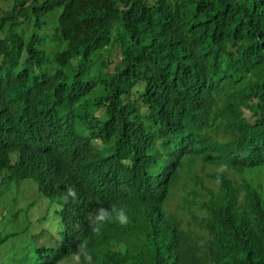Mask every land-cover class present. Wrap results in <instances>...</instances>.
Masks as SVG:
<instances>
[{
	"label": "trees",
	"instance_id": "1",
	"mask_svg": "<svg viewBox=\"0 0 264 264\" xmlns=\"http://www.w3.org/2000/svg\"><path fill=\"white\" fill-rule=\"evenodd\" d=\"M0 58V264H264V0H10Z\"/></svg>",
	"mask_w": 264,
	"mask_h": 264
},
{
	"label": "clouds",
	"instance_id": "2",
	"mask_svg": "<svg viewBox=\"0 0 264 264\" xmlns=\"http://www.w3.org/2000/svg\"><path fill=\"white\" fill-rule=\"evenodd\" d=\"M1 63H2V59L0 58V64ZM53 139L55 140L54 152H58V139H56V138H53ZM58 157L61 161V165L59 166V173L62 174L66 171H70L73 174L74 185L70 188V190H69V192H70V191L74 190V188H75V178L81 169V163L79 160V156L77 154H72L71 152H69V154L67 156L62 158L58 152ZM102 170H103L102 166L98 167L97 165L92 164L90 169L83 171V176L78 181L80 186L84 183V179H86V178L98 179L99 177H101L99 171H102ZM69 195H72V193L70 192ZM99 196H100V194L95 193V192H79L78 191L77 195L73 201L76 204L77 200L80 197H82L80 199V204L83 205L85 202H91V201L96 200L95 198L99 197ZM111 212H112L114 219L118 223L123 224L126 221L127 216H126L125 211L122 208L113 207ZM107 213L108 212H106V210H104V209L96 208L95 210H92L90 212V216L93 214H96L94 217V221H101L105 218V215ZM93 230L95 231L96 229L94 228Z\"/></svg>",
	"mask_w": 264,
	"mask_h": 264
},
{
	"label": "rangeland",
	"instance_id": "3",
	"mask_svg": "<svg viewBox=\"0 0 264 264\" xmlns=\"http://www.w3.org/2000/svg\"><path fill=\"white\" fill-rule=\"evenodd\" d=\"M10 0H0V14L3 13V11L8 7ZM59 13L60 10L58 9ZM119 36L123 39L128 38L126 34L120 33ZM112 56L114 59V63L112 65H110V70H115L120 64L121 61L118 58V52H117V47H113L112 49ZM106 61V60H105ZM74 62V61H73ZM102 110L100 112H98V115H102ZM209 169L207 167L199 169V171L197 172L199 176L203 177L205 176V173L208 172ZM25 187H24V191H25ZM29 193L28 196H30V194H35V191H31L30 188H28ZM20 192V190H19ZM13 195H20L18 192L16 191H12ZM182 204V195L179 193V191H177L174 195V197L172 198L171 202H170V209L173 210L174 214H177L178 216H184L185 218V226L188 227V222H193V219L190 217V215L187 212H183L180 209V205Z\"/></svg>",
	"mask_w": 264,
	"mask_h": 264
},
{
	"label": "bare ground",
	"instance_id": "4",
	"mask_svg": "<svg viewBox=\"0 0 264 264\" xmlns=\"http://www.w3.org/2000/svg\"><path fill=\"white\" fill-rule=\"evenodd\" d=\"M57 137H59V136H57ZM54 166V165H53ZM58 174V173H57ZM63 174V173H62ZM65 174H66V172H65ZM71 175H73V174H71ZM57 176V175H56ZM77 179H79V178H77ZM86 189V188H85ZM88 190H89V188H88ZM88 190H87V192H88Z\"/></svg>",
	"mask_w": 264,
	"mask_h": 264
}]
</instances>
